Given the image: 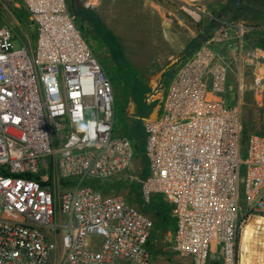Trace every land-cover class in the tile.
Here are the masks:
<instances>
[{
  "label": "built area",
  "instance_id": "1",
  "mask_svg": "<svg viewBox=\"0 0 264 264\" xmlns=\"http://www.w3.org/2000/svg\"><path fill=\"white\" fill-rule=\"evenodd\" d=\"M21 1L34 46L15 48L14 30L0 26V264H158L146 209L93 185L136 157L130 138L115 134L108 74L67 0ZM170 1L196 13L201 0ZM220 24L157 86L160 114L141 120L143 206L166 201L174 249L194 264H207L214 243L235 264L240 230L264 217V136L245 137L241 104L227 103L231 73L240 91L246 69L263 84L264 50L248 45L247 26Z\"/></svg>",
  "mask_w": 264,
  "mask_h": 264
},
{
  "label": "rangeland",
  "instance_id": "2",
  "mask_svg": "<svg viewBox=\"0 0 264 264\" xmlns=\"http://www.w3.org/2000/svg\"><path fill=\"white\" fill-rule=\"evenodd\" d=\"M67 1L71 8L77 4L93 10L113 36V40L104 41L89 22L78 19L80 29L113 85L116 110L115 134L130 138L135 145L136 160L140 162L138 165L135 162L129 170L120 175L109 179H97L93 185L104 195L124 196L131 205L143 209L138 179L141 180L148 173V159L143 147L147 133L141 120H134L133 117L149 118L155 106L148 102L155 93V82L160 73V70L153 68V11L150 7L144 9L134 0H103L99 8H93L91 0ZM241 5L243 6V17L240 18L242 21L231 20L228 15V11L235 6L232 0H201L196 6L198 9L196 13L184 11L181 4L174 2L173 6L178 9L175 10V14L186 21L182 25L174 19V22L163 25L164 31L171 30L174 35L175 55L180 54L183 47L187 53L195 52L203 42L201 37L205 28L216 20L220 23L234 21L245 26L246 23L260 20L257 23L260 26L264 25V21L261 20L264 17L263 0H241ZM0 26L12 28L28 47L34 46L36 27L30 21L21 0H0ZM143 42L147 44L146 47L142 46ZM14 44L15 48L23 47L19 38ZM259 74H264V68ZM255 78V73L246 69L245 87L240 91L236 75L230 74L227 103L241 104L245 137L251 133L264 136V82L256 85ZM156 197L151 198L146 210L152 219L153 216L157 217V224L154 221L155 230H159L162 218L167 220L168 227H174L175 221L168 204ZM154 205L155 208L157 207L156 214L153 211ZM258 217L251 218L240 230L235 246V264H242L244 228ZM100 239L97 235H91L89 243L98 244ZM181 258L188 260L185 257ZM183 264H191V262ZM207 264H226L220 246L216 243L209 254Z\"/></svg>",
  "mask_w": 264,
  "mask_h": 264
},
{
  "label": "crops",
  "instance_id": "3",
  "mask_svg": "<svg viewBox=\"0 0 264 264\" xmlns=\"http://www.w3.org/2000/svg\"><path fill=\"white\" fill-rule=\"evenodd\" d=\"M91 1L92 2L90 3L92 4L93 8L94 7L99 8V6L102 5L103 3V0H91ZM134 1L139 3L140 6L144 7V9H147V7H150V9H152L153 11L152 13L153 15V42H152L153 43V68L160 70L159 76L155 82L154 88L156 89L157 86L161 83H163L164 85L169 84L173 77L174 72L177 71L182 65V63L185 61V59L191 56L194 52L187 53L185 47H183L181 48V53L178 55H175L176 53L174 51V42H175L174 35L171 30L170 31L163 30V25L174 22V19H176L178 23L182 25L183 23L186 22L183 18H180L177 14H175V12L178 9H176L173 6L174 2H171L170 0H134ZM22 5L24 7L23 2H22ZM261 20L264 21V17ZM259 21L260 20H256L255 23H246V25L252 26L251 27L252 29L247 33V37H248L247 40H248V45L250 47L260 48L264 50V25L260 26L257 23ZM168 26L169 25H167V27ZM15 35H16V39L19 38L22 41L23 45H26V43L19 36H17L16 33ZM142 46L146 47L147 44L143 42ZM148 48L150 49L151 47H148ZM162 98H163L162 92H159L157 94L155 92L153 94V102H149V104L152 103L155 106L153 108V113L151 117L149 118L154 119L160 114L161 107H162L161 105ZM133 119L134 120L136 119L137 121L138 119L142 120V118L140 117H133ZM141 124L143 126V123ZM121 136H124V135H121ZM145 143L143 146L144 148H145ZM135 162L137 165L140 164V162L136 160V157H135L133 164H135ZM147 174H145L144 177H146ZM156 198L164 201L163 198L160 196H157ZM164 202L166 203V201ZM153 207H154L153 208L154 214H156L157 207L155 208V205ZM137 208H140V207L137 206ZM148 214L150 215L149 212ZM156 219L157 217L155 218L153 216V221H155V223L157 224ZM159 225H160V228L158 231L155 230V227H154L152 234H151L150 242H149V248L155 258V261L158 264H183L186 262L188 263L191 262V264H193V260L190 257H185V258H188V260H183L181 257H184V256L179 254L174 249L173 239H174V234L176 231V221L174 223V227H170V226L168 227L166 225V221L162 218L160 220ZM162 249H164V251Z\"/></svg>",
  "mask_w": 264,
  "mask_h": 264
},
{
  "label": "bare ground",
  "instance_id": "4",
  "mask_svg": "<svg viewBox=\"0 0 264 264\" xmlns=\"http://www.w3.org/2000/svg\"><path fill=\"white\" fill-rule=\"evenodd\" d=\"M243 247L242 264H264L263 217H258L254 222L245 226Z\"/></svg>",
  "mask_w": 264,
  "mask_h": 264
},
{
  "label": "trees",
  "instance_id": "5",
  "mask_svg": "<svg viewBox=\"0 0 264 264\" xmlns=\"http://www.w3.org/2000/svg\"><path fill=\"white\" fill-rule=\"evenodd\" d=\"M70 10L77 18V22H78V19H83L89 22L104 41L113 40L112 39L113 36L111 35V32L108 31V29L104 26V24L101 22V20L99 19V17L95 14L93 10L84 8L77 4L73 5L72 8L70 7ZM144 209L147 210L148 206H144ZM159 215L160 214H158V216ZM164 220L167 221L166 219Z\"/></svg>",
  "mask_w": 264,
  "mask_h": 264
},
{
  "label": "flooded vegetation",
  "instance_id": "6",
  "mask_svg": "<svg viewBox=\"0 0 264 264\" xmlns=\"http://www.w3.org/2000/svg\"><path fill=\"white\" fill-rule=\"evenodd\" d=\"M232 1L234 2L235 6H234V8H232L231 10L228 11V15H229L231 20L232 19L238 20V19L243 17V6L241 5V0H232ZM233 23H236V22L233 21ZM236 24H238V23H236ZM246 26L248 27V29H247L248 31H250L252 29L251 25H246ZM245 37L248 38L247 34Z\"/></svg>",
  "mask_w": 264,
  "mask_h": 264
},
{
  "label": "water",
  "instance_id": "7",
  "mask_svg": "<svg viewBox=\"0 0 264 264\" xmlns=\"http://www.w3.org/2000/svg\"><path fill=\"white\" fill-rule=\"evenodd\" d=\"M220 26L221 24L218 20L214 21L211 26H208L205 28L203 32V36L201 37V40L204 41L206 39L213 38L215 34L217 33V31L220 29Z\"/></svg>",
  "mask_w": 264,
  "mask_h": 264
}]
</instances>
